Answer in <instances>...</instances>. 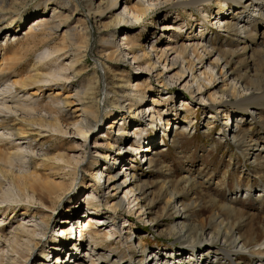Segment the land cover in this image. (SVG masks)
<instances>
[{
	"label": "bare ground",
	"instance_id": "1",
	"mask_svg": "<svg viewBox=\"0 0 264 264\" xmlns=\"http://www.w3.org/2000/svg\"><path fill=\"white\" fill-rule=\"evenodd\" d=\"M26 1L27 0H0V35L1 32L4 30H7L8 32L10 30L14 31L13 29L15 28L13 26L16 22L22 25L25 23L28 15H26L25 13H20L19 6H21ZM52 1L53 0L38 1L37 5L35 6L37 7L35 9V12L40 16L36 17L32 22H28L29 24H27V26L25 27L28 29L27 32L24 34L26 40L22 43V49L13 50L12 55L9 56V58H5V55L2 56V59L0 60L1 97L6 95L7 93L10 94L12 90H15V92H23L24 89L28 88L33 84L46 83L49 81L47 77L51 78V81L56 83L54 85L57 86H59L60 83H62L63 85H66L67 83L70 85L72 82H74V78L77 75V73L75 72V67L79 65L82 58L86 56V52L91 46L90 41L92 38V34L91 32H87L86 28L85 32H83L82 34L73 33V31H66L64 33L63 39L55 45L53 53L50 54H55V58L50 60L48 64H53V62L61 60L64 54L66 56H70V62L68 66L62 65L63 68H61L60 66L61 70L59 72L53 71L52 73H48L46 75L41 74L42 76H40V74L38 73V68H36L34 69V72L36 73L33 74L34 76L28 75L27 78H23L22 74H20L19 79L13 80L11 83H8V79L3 80V78H6L8 76L7 73L17 71L22 68L20 60L17 59L18 56H21V54L27 56L30 51L37 48L39 45L47 44V40L53 39V37L55 39L57 32L59 31L63 23L69 21L72 17V14L78 12L77 3L75 2V0H65L67 4H71L70 13H63L62 15L58 12L57 7H52ZM84 1L86 3V9L89 12L88 16H91L90 12H93V19L96 18V13H99L100 16L103 15V12L100 10V6L96 7L94 5L93 0ZM103 1L109 3L111 9H116L117 4L119 2V0ZM153 1L156 0H136L132 4V6L128 8L125 4L123 11L119 14H115L114 20L111 22L112 26L111 32L109 33V37L103 40L101 45L105 53L104 56L106 57V60L117 64L124 62V52L128 51L127 55H131L130 57L133 60V63L137 65V69L139 68V75L143 73L150 75L152 73L154 74V72L157 70L159 71V74H157L156 77L159 80V87L164 88V90L170 85V82H175V80H168L165 78L166 74L164 73L169 70V68H171L172 70L179 69L177 76L180 75V73L185 75L188 72L191 78L190 82H194L197 85L195 91L196 93L201 92L202 90H207L208 85L212 81V78L210 80L203 79L202 81H200L201 75H196V71L193 72L196 69L195 62H198L200 64L199 61H201L200 58L194 56L197 50V46L192 47V55H189L190 49L185 44L183 46H180L179 48H170L168 51L173 52L171 55H168V51L166 52V50L163 51L162 49L157 52L154 50L153 46L151 47L150 52L148 50L143 49L142 51H140V54L139 45H137L134 41H131L129 39V36H126V34H124V43L120 44V42H114L116 29L119 27L118 24H120L122 21L125 22V24L134 27L136 23L142 20V18L152 14V17L150 19L153 23V30L160 29V27L157 26V13H154V11L152 10L153 8L157 7V4H151L153 3ZM197 6H200L202 16L203 18H205L204 20L200 21L201 24L204 25L210 22L209 20H207V18L212 17V7H217L216 15H218L220 18L219 21H217L214 25L218 28L219 26L222 27L219 28V32L225 31L226 33H223L227 38H222L219 33L209 30V32L207 33L208 37L206 36L204 38L203 47L210 49L208 50V53H206L207 55L216 54L219 50L225 51L224 48H228V51H225L229 55L228 60H225L221 53L217 54L216 60L222 62V69H224L228 66V64L233 62L235 57L242 56V60H245L246 58L251 59L252 54L256 51V49H258L259 52L255 53V56L264 65V0H178L177 3L170 4V6H164L159 10H168L167 8H180L194 11L196 10ZM129 17H133L134 21L132 22L130 20H126ZM189 25L190 31H192L194 25ZM108 27L109 25L99 26V30L101 29L105 31L106 29H108ZM102 34L104 33L102 32ZM153 35L154 34H152V36ZM39 36L42 38L39 39ZM221 40H223L222 42H224L225 46L222 45L223 43H221ZM238 40H241L242 42H238ZM79 44H82L83 47H77V49H75L74 47L80 46ZM214 45L217 47L216 49L213 47ZM233 45H235L234 49H232ZM10 47L11 45L7 46L5 44L3 49L5 51L10 50ZM80 48L81 50L83 49L82 52L78 51V49ZM152 52L155 53V57L157 58L155 62L154 59H152ZM173 54L177 55V57L174 61L171 60L170 63L169 57ZM247 54H249L248 57L246 56ZM163 62L166 64L162 66ZM179 63H181V66H178ZM158 65L161 66V70ZM216 67L217 66L213 67V69ZM251 67L252 66L250 64L246 63L244 67L246 70L245 72L251 69ZM70 71H72V73ZM67 72H70L71 74L69 76H64L63 73ZM121 72L122 73L117 74V84H114V86H111L105 92V95L107 97H109L111 94L112 101L111 104H109V108H112L115 111L118 110L119 113L117 116L110 119L109 123L106 124L107 131L105 130V133L103 131L97 134H102L101 136H98L97 139H102L104 136V139L102 141H104L105 144L102 145H104L107 150H114L116 146L111 141H109L110 133L114 132V129L119 126L120 128L118 127L117 130L118 133L115 135H117V137L126 136L124 137L125 139L129 136L131 141L134 140L135 145L132 144L133 147H130L129 150L124 152H122L124 148L122 149L120 147H117L115 149L116 152L113 155H110L108 152H105L98 156H90V182L88 183L87 187L85 186V188H83L84 190H86V192L81 196L80 199H78V201H80L85 196V199H83V203H81V210L84 205L87 209L84 213L85 216L80 212L79 207L75 208L78 203L69 207L72 210L66 208V215L63 219H60L58 223L64 224L65 226L60 227L58 230H56V232L62 233V237L59 238V240H57L55 243L54 240H52V242L47 247V249L51 251L46 252L44 250L40 253V255L42 256L43 263L37 260L35 264H50L49 259L51 254L53 257H56V264L72 263L67 253H72L73 250L77 252L79 251L80 247H82L80 246V244L82 243V239L78 240V243L76 240V236L72 239V235L75 231L74 225L78 226L80 224L81 218L83 217L85 218V220L83 223L81 222V232L79 239L82 237H88V240L85 241L88 249L93 251L95 250V246L98 247L99 245L105 248H110L113 246L112 244L114 241H120L119 238L121 236H116L118 230H120V228H118V220H120L121 214L118 215V212L127 210L128 213H132L134 211V208H136V210H140L145 213L146 205L143 203L144 201L146 202V198L144 196V193H141V190L142 187L146 186V184L142 180V177L132 173L131 170L129 171V173H126V169V171H124V175L122 174L121 177H119L118 173L114 174L112 169L119 162L121 163L120 160H125V158L119 157H122L130 152L132 154H130L129 156H133L139 153L144 154V157L146 158L145 167L151 168L154 157L165 151L164 148L161 150H156L155 148L160 145V142L155 137L157 136L158 132L167 130V132L165 133L162 132L160 139H165V137H167L169 142L173 143L178 134H182L187 131V126H181L180 121H178L179 119H176L177 121L175 120L174 123L168 121L167 119L169 117L167 116V111L165 112L167 115H158L159 110H157L156 107H158L157 105L159 104L160 97L163 100L168 99L170 96L169 93L166 95L158 93L155 96H152L149 102L151 105L149 104V106L147 107V111L145 112L144 109H142V104L145 101V90L142 88L145 85L143 77L136 78L135 81L129 82L130 80L124 78L127 74L126 71L123 70ZM262 72L264 75V69ZM219 76L223 77L221 71L219 72ZM96 79V74L94 72L92 80ZM229 81L230 84L229 87H227L228 89H223L219 92L220 97L222 98L221 100H219L218 108H215L212 105L209 107L210 109L215 110L216 113H218L219 110H222L223 114H225L223 115L225 116L224 120L226 122V124L224 125L225 127L229 128L225 131L228 132V137H230L231 135V142H234L237 139V135L235 132L236 128L239 126L240 123H243L244 116L250 117L251 120H254L255 122L260 119V116H257L259 114H257L254 110L259 107H264V87H261L259 82V85L250 86L246 83L241 82L240 79L236 78L229 79ZM237 85H239V87L241 88L242 95L239 97H234V94L238 93L236 88ZM146 86L149 90L151 89L149 88L150 86ZM69 89L74 94L72 96H66L63 99L57 98L61 95L60 89H57V92L53 97L49 96L51 101L49 104V108L44 109L42 111L41 109L36 107L38 106V104L34 103L22 107L21 110L23 111L24 115L23 117H21V126L16 125V118L13 116L14 112L2 103H0V133L6 134L11 137L9 143H13L12 148H16L18 156L21 157L18 163L13 164L10 160V156L8 155V153H6L5 149L2 147V145H0V175L5 180H8L10 182V186L12 183V186L17 189L20 196L28 199L30 198V202H38L41 206L50 211L49 214L42 208L32 211L30 206L25 205L24 207H19V205L10 207L8 204L3 205L6 204V201H1L0 227H2L1 223L7 224L6 220L8 219V217H11L12 215V217H16L17 214L23 217V223H26L27 221V223H31V225L29 226L34 227L32 230L27 232L24 230L25 227L23 224V227L19 225L14 228L12 232L9 233H6L3 228H0V238H2L3 241L8 244V247L10 246L11 249L20 245L19 243L21 241V237H23L22 234L28 235L27 237L29 241L25 245L26 250H21V246L19 252L15 251V253L18 255L17 258L20 260L19 262H21V264H26L27 258L31 251H33L37 247L42 246V237L40 238V236L45 235L46 229L43 227V229L40 228V230H37V228L40 226L36 224V216L44 218V224H46V226L48 224V221L57 220L56 217H54L55 219H52V215L53 213H56V209H58L59 203L69 195L71 191V186H73L72 183L56 182L52 179V176L47 175L46 171H52L56 169L55 163L61 162L66 165L65 168L67 169L69 168V166L72 165V162L78 165L81 162V158H83V156L77 159L74 158V156L70 157L67 154H52L51 152L53 151L56 144L52 145L53 149L51 151H45L43 153L41 152V154H37L36 152H34L36 144L32 147L31 143L34 142V139L32 138L31 133L27 129H32L36 126L40 129H47L48 132H52L57 135H67L72 133L71 135L78 138L77 143L79 142V144L75 148H73L77 149L79 147L84 148L88 144L90 146L92 140L91 137L96 135L95 131L100 128L99 119L101 118L102 113L99 107V101L97 102V100H95L94 98L96 90L95 87L89 84L88 87L84 90H79L77 89V87H70ZM201 93L199 94L201 95ZM24 94L28 101H33L32 98L35 96L33 93L27 94L25 92ZM166 96L168 98H166ZM184 96H186L185 98H188L192 101L194 100V91H189ZM223 97L231 99L229 101H226L223 99ZM200 98L202 100H206L202 98V96ZM214 98H217V96L214 95ZM120 100L123 101L120 102ZM125 102L126 104H123ZM191 106L192 103L190 105L188 103V100L185 99L184 101H181L178 107L182 112L184 111V114L186 115V113L189 112V109H192ZM231 106H233V108L237 110L241 115L235 116L233 117V119L230 117V115H226L228 113L226 112V109L230 108ZM70 107H75L73 113H78V115L76 116L78 119L72 121L71 123L67 122L68 120L66 119L65 115L67 111L66 109ZM134 111L136 112V114L132 115L131 113ZM42 113L48 116H41ZM34 114L37 116H35ZM129 118H131V120H135V122L138 121V123H141L143 119H146V122L148 124H137L134 127V131H131L132 133L130 135L128 134V132L125 131V128H123V126H125L126 120ZM211 118L212 117H210L209 119ZM156 121L158 123H156ZM259 123L264 126V120ZM142 127L148 130L153 129L155 133L152 131L151 133L155 135L154 138L157 141L153 140V138H149L148 135L141 137L142 135H139L137 131H142ZM177 131L179 132L176 133ZM43 132L46 131L44 130ZM58 141H60V139H58ZM131 141L129 143H131ZM147 141H149L148 144L145 143ZM16 142L21 143L15 144ZM46 143H48V141L43 140L38 145L42 147ZM96 143L99 148H102L101 144H98V142H95V146L93 148H97ZM143 144H146V146H141ZM25 145H27V147H23ZM56 146V148H60V146ZM150 146H153L154 148ZM254 151H258L259 153L264 152V145L262 144L259 147V150L255 149ZM37 157L38 159H41V161L35 160V158ZM145 158L142 161H144ZM100 160L105 162V165H103V171L101 170L102 168H97V164ZM163 168L166 169V167ZM74 170L73 176L75 177L76 175H78L79 169L75 167ZM41 171H43V173ZM105 171H109V173L106 175L104 174ZM259 178L264 181V175ZM170 181L163 183L162 188H165L166 191V204H168L171 210L175 211L176 216H174L173 225H171L170 227L171 232H164L169 236L171 234H174L175 240L178 243L186 242L187 247H189L190 251L193 252V259L188 258V261H186L185 258H182V254L178 255L179 253L175 254L174 257H172L173 255L170 254V251L159 259L157 253H147L146 249L143 248V240H140L138 238L136 245L135 243H131V246L125 247L124 253H128L129 260L131 263L220 264L221 262H223V260H225L226 262L228 261V264H264V212L262 211L264 203L263 182H260L253 187L255 190H257L258 194L253 195V199H251V201L255 205H257V207L259 208L258 210H249V212L245 208L242 210L234 205L233 202L235 201L237 196L242 197V194L244 193L245 199L248 196L250 197V194L253 190L252 187H246V189H244L242 193L240 186L236 184V190L234 191L233 195H231L229 198V201L233 200L232 203H218L214 199L210 198L208 199V202L210 200V203L207 207V213L205 215H202V218H200L201 216L194 212L196 208V202L195 200H193L194 198L191 197V194H193L192 190L197 188L199 185L198 181L194 177L189 176V174L183 171L180 174V178L174 179V185H172ZM206 182H208V180L203 181V183ZM101 185H107V188L111 189L112 196L114 197L110 201V206L106 207L107 209H109L110 212H107L105 214L100 213L102 209L100 208V203L102 204L103 197L102 189L104 188ZM175 188L178 190H176ZM175 192H182L183 196H179L178 194H175ZM121 193H123V196L119 197ZM7 198V195L4 194L2 199ZM94 200H98L97 203L99 204H94ZM106 205H108V203ZM101 206L104 207V204ZM223 214H226L228 218H222ZM103 215H105L104 218H102ZM191 215H194V217L196 218L194 219V221H198L201 223H193V220H191ZM98 216H101V219H99ZM239 220L242 221L241 228L234 226L236 221ZM124 221L128 222L127 220ZM147 222L151 223L153 222V220L148 219ZM204 225L208 227L205 228ZM126 226V229L123 228L121 230H126V233H129L128 227L130 225H125L124 222L123 227ZM102 228H104V231L106 229L108 230L106 232H103L102 235H100V230ZM110 228L113 229L111 230ZM53 233H55L54 229ZM58 235L59 234L56 233L57 237ZM122 244L126 245V243ZM219 244L224 247H221V249H219L217 246ZM70 245L73 246L72 250H68ZM231 248H235V251L232 252ZM3 250L4 248L0 249V252H4ZM7 252L10 251L7 250L6 253ZM12 252L13 251L11 250V253ZM245 252H247V255L250 259L246 260L242 258V255H244ZM136 253L139 254L137 256L139 257V259L137 257L135 258ZM95 255L97 257V261L103 260L105 264L120 263L118 262L120 260L119 257H117V259L113 261L114 258L105 254ZM12 259L13 257L8 258V256H6L5 264H12ZM0 264H3V262H1Z\"/></svg>",
	"mask_w": 264,
	"mask_h": 264
},
{
	"label": "rangeland",
	"instance_id": "2",
	"mask_svg": "<svg viewBox=\"0 0 264 264\" xmlns=\"http://www.w3.org/2000/svg\"><path fill=\"white\" fill-rule=\"evenodd\" d=\"M39 0H27L25 3H23L21 6H19L20 13H25L28 15L27 20L25 23L19 24L18 22L15 23L13 26L15 29L14 31L10 30L9 32L7 30H4L1 32L0 35V60L2 59V56L5 58H9V56L12 55V51L15 49H22V43L25 42L26 38L24 34L27 32L28 28H25L28 22H32L36 17L40 16L36 14V8ZM136 0H119L116 9H111L110 4L103 0H93L94 5L100 6V10L103 12L102 16L99 15V13H96L95 19L92 18L93 12H90L91 16H88L89 12L86 9V3L84 0H75L77 3L78 12L72 14V17L69 21L63 23V25L60 27L59 31L57 32V35L54 39L47 40V44H41L37 48L33 49L28 53L27 56H24L21 54V56H18L17 59L20 60V64L22 65V68H20L17 71L9 72L7 73V77L3 78V80L8 79V83H11L13 80L19 79V75L22 74L23 78H27V76H34L33 74H36L34 72V69L38 68V73L40 76L43 74L52 73L53 71L59 72L61 70L62 65L68 66L70 62V56H66L65 54L61 58V60L53 62V64H48L50 60L55 58V54L50 55L53 53L54 47L57 43H59L63 37L64 33L66 31H73V33L76 34H82L85 32V28L87 29V32H91L92 38H91V46L89 50L86 52V56L82 58L79 65L75 67V72L77 73L76 77L74 78V82H72L70 85L66 83V85H63L60 83L59 86L54 85L53 81H51V78L47 77L49 80L46 83H38L33 84L29 86L28 88L24 89L23 92H15V90H12V94H6L3 97L0 96V100L3 105L11 109L14 113L13 116L16 118V125L21 126L22 120L21 117H23L24 113L21 110L22 107L30 105L31 103L38 104L36 106L37 108L44 110L49 108L50 104V98L49 96L53 97L57 89H60L61 95L57 98H65L66 96H72L74 93L70 91V87H77L79 90H84L88 87V85H92L95 87V100L97 102L99 101V107L101 109V118L99 119V125L100 128H98L95 133L96 135L91 137V143L85 146L84 148H75L79 142L77 143V139L75 136L71 134L67 135H61V134H55L48 132L47 129H40L39 127H34L32 129L28 128L27 130L31 133L32 138L34 139V142L31 143L32 147L35 146L34 152L37 154H41V152L45 151H51L52 145L56 144L60 146V148H56L55 145L52 154H67L68 156H74V158L79 159L81 158V162L76 165L74 162H72V165L69 166V168H65L64 163H55L56 169L52 171H46L48 176H52V179L56 182H65V183H72L71 191L67 197H65L64 200H62L59 203L58 209H56V213H53L52 219L56 217L57 220H50L48 221V224H44L45 219L39 216H36V224H38L40 227L37 228V230H40V228L45 230V235L40 236L42 237V246L37 247L33 251L29 253V256L27 258L26 264H35V262L42 261V256L40 253L42 251L50 252L51 250L47 249L49 244L54 240V243L59 240V238L62 237V233L56 232L60 227L65 226L64 224H58L60 219H63L65 214V209L77 204L75 208H80V212L84 214L86 212V206L81 210V203H83V199H85V196L82 198V200L78 201V199L81 198V196L86 192L83 188L85 186L87 187L88 183L90 182V156H98L102 153L108 152L110 155L114 154L116 151L115 149L117 147L124 148L122 152L127 151L132 148L133 145H135L134 140L131 141L129 136L125 139L126 136H118L115 135L118 133V127L117 126L114 129V132L110 133L109 141H111L116 147L114 150H107V148L104 147L105 144L104 136L102 139H97L98 133L107 131V123H109L110 119L114 118L118 115L119 111L114 110L112 108H109V104H111V94L109 97L105 95V92L111 87L114 86V84H117V74L122 73L121 71L125 70L126 75L125 79L130 80L129 82H133L136 80V78L143 77V80L145 81V85L142 87L145 90L144 94V103L142 104V109L144 111H147V107L149 106L150 98L152 96H155L156 94H170L169 98L166 96V98L163 100L160 97L159 104L157 110H159L158 115L166 114L168 113V121L171 123L175 122L176 119H179L181 126L186 125L187 131L185 133H180L177 135L175 140L172 142L165 141L162 144V141L164 139H160L162 132L165 131H157L158 134L155 136L152 132L155 133L153 129H144L142 127V131H137L139 135L149 136L151 138V134L156 137V139L160 142V145L158 147H155L157 149H163L164 152L160 153L156 157H154L152 161L151 168H143L139 169V167L135 164L136 170L133 171L134 174L142 177V180L145 182L146 186L142 187L141 193H144V196L146 198V202L144 201L143 204L146 205L145 207V213L140 210H136L134 208V211L132 213H128L126 211H119L118 215L121 214L120 220H118V233L116 236H121L119 239L120 241H114L113 246L110 248H105L101 245L98 247L95 246V250H90L87 248L85 241L88 240V237H82L79 239L80 232H81V222L83 223L85 218H81L80 224L74 225L75 231L72 235V239L76 236V240L82 239V243L80 244L79 251L75 252L74 250L72 253H67L70 261H72L73 264H105L103 260H96L95 254H105L107 256H110L113 259H117V257L120 258L118 262L119 264H133L129 260L128 253L125 252V247L131 246V243H137V239L143 240V248L146 249L147 253L154 252L157 253L158 258L160 259L165 254L171 252L170 254L174 257L175 254L179 253L178 255L182 254V258H185L186 261H188V258L193 259L192 254L193 252L190 251L189 247H187L186 242H180L178 243L175 240L174 234H171L170 236L166 234V232H171L170 227L173 225L174 216H176L175 211L171 210L167 203V195L165 188H162V184L166 183L168 181L171 182L172 185L175 184L174 179L180 178L181 172H186L189 174V176L194 177L199 185L197 188L192 190L191 197H193L196 202V208L195 213H197L200 218H202V215H205L207 212V207L209 206L210 200L208 202V199H214L216 202L223 204L225 203H232L233 200L229 201V198L231 195H233L234 191L236 190V184L240 186L241 192L243 193V190L246 189V187H254L260 182H263L259 177H262L264 175V152L259 153L258 151H254L255 149L259 150V147L263 144L264 145V126H262L259 122L264 120V107H259L255 109L257 116H260V119L256 122L251 120L250 117L244 116L243 123H240L239 126L236 128V135L237 139L234 142H231L230 137H228V132L225 131L228 130V127H225V114H223L222 110H219L218 113H216L215 110L210 109L209 106H214L215 108H218L219 100H221L222 97H220V91L223 89H228L230 81L229 79L236 78L240 79L241 82L246 83L250 86L252 85H259L260 83L261 87H264V75H263V63L260 62V60L255 56V53H258L259 50L256 49V51L252 54V58L242 60V56L235 57L233 62L228 64L227 67L222 69L223 65L221 61H217V54L221 53V55L225 58V60L229 59V55L225 52L228 51V48H224V50H219L216 54H206L208 53V48H204V38L208 37L209 30L213 32L219 33L222 38L225 37L223 32H219V28H222L219 26L216 27L214 24L219 21V16L216 15V9L217 7H212V17L207 18L210 22L206 25L201 24L200 21L204 20L202 16V12L200 10V6L196 7V10H186V9H169L168 10H159L164 6H170V4H175L178 2V0H156L153 1L151 4H157L155 8L152 10L156 14V19H158L157 26L160 27V29L153 30L152 28V20L150 19L152 17V14L142 18L134 27L125 24V22H121L119 27L116 29V34L114 36V42H120L124 43V34L126 36H129V39L131 41H134L137 45H139V53L143 49L151 51V47L153 46L154 50L159 52L160 49L163 51L166 50V52L174 47L179 48L180 46H183L184 44L190 49L189 55H192V47L197 46V50L194 54V56H197V58H200L201 61L200 64L195 62L196 69L193 71L196 75L200 76V81L203 79L210 80L212 78V81L208 85L207 90H202L201 92L196 93V83L190 82V74L187 72L185 75L181 74L177 76L179 69L172 70L169 68L164 74L165 78L168 80H175V82H170V85L164 90V88L159 87V80L157 79L156 75L159 74V71H155L154 74H140L137 69V65L133 63V60L131 59V55H127L128 51L124 52V62L121 63H112L109 60H106V57L104 56L105 53L101 47L103 40L107 39L109 37V33L111 32V26L112 21L114 20L115 14H119L123 11V8L125 4L129 8L132 6V4ZM36 3V4H35ZM70 5L65 2V0H53L52 1V7H57L58 12L62 15L63 13H70ZM152 11V12H153ZM151 12V13H152ZM192 12V13H191ZM126 20L134 21L133 17H129ZM189 24L194 25L193 30L190 31ZM199 24V25H196ZM108 26V29L105 31L99 30V26ZM205 26V27H204ZM201 27V28H200ZM164 28V29H161ZM205 29V30H203ZM223 30V29H222ZM38 31V30H37ZM144 31V32H143ZM203 31V32H201ZM102 32L104 34H102ZM191 32V33H190ZM152 34H154L152 36ZM40 37V36H39ZM189 37V39H188ZM10 38V39H9ZM40 37L39 39H41ZM222 45L225 46L224 42ZM238 42H242L241 40H238ZM5 44L7 46H10V50H4ZM242 44V43H240ZM4 45V46H3ZM80 46H75L74 48L77 49V47H83L82 44H79ZM216 45V44H215ZM213 46L215 49L216 46ZM21 46V47H20ZM20 47V48H19ZM240 47V46H239ZM235 48V45L232 46V49ZM83 50V49H82ZM81 48L78 49V51L82 52ZM9 51V52H8ZM8 52V53H7ZM173 52L168 51V55H171ZM141 54V53H140ZM152 54V59H154V62L157 60L155 57V53ZM247 57L249 54L246 55ZM169 57V56H168ZM177 55H172L169 57V62L171 63V60L174 61ZM193 57V56H192ZM259 57V56H258ZM199 59V60H200ZM181 62V61H180ZM248 63L252 67L247 72H245V64ZM1 64V63H0ZM166 63H162V66ZM185 65V64H183ZM61 66V68H60ZM159 66V65H158ZM178 66H181V63H179ZM217 66L213 69V67ZM108 67V68H107ZM161 70V66H159ZM175 68V67H174ZM171 69V70H170ZM212 69V70H211ZM121 70V71H119ZM222 72L223 77L219 76V72ZM72 73V71H70ZM63 73L64 76H69L71 73ZM96 74V80H92L93 73ZM161 73V72H160ZM42 74V75H41ZM226 74V76H225ZM5 77V76H4ZM67 82V81H64ZM173 83V84H172ZM136 84V83H132ZM150 86V90L146 86ZM193 88V89H192ZM238 93L234 94V97H239L242 95V90L239 87V85L236 86ZM148 90V91H147ZM28 91V92H27ZM189 91H194V100H190L188 98H185V94H187ZM31 94L33 93L35 96L32 98L33 101H28L25 94ZM201 93V95L199 94ZM199 94V95H197ZM24 95V96H23ZM214 95L217 96V98H214ZM206 99L202 100L200 97ZM6 97V98H5ZM185 99L188 100V103L191 105L192 103V109H189V112L184 114L185 112L181 111L179 109V105L181 101H184ZM224 100L229 101L231 98L223 97ZM71 100V99H69ZM123 100H120V102ZM233 102V101H232ZM123 104H126L123 103ZM151 105V104H150ZM145 106V107H144ZM108 107V108H107ZM75 107L66 109V119L67 122H72L74 120H77L76 117L78 113H73ZM69 110V111H68ZM109 110V111H108ZM221 111V113H220ZM110 112V113H109ZM226 112H228L226 115H230V117L233 119L235 116L241 115L237 110L231 106L230 108L226 109ZM136 114V112L131 113ZM157 114V113H156ZM35 115V114H34ZM37 116V115H35ZM41 116L47 117L48 115H44L42 113ZM157 116V115H156ZM212 117L211 119H209ZM148 118V117H146ZM141 121V120H140ZM177 121V120H176ZM134 122V123H133ZM142 124H148L146 122V119H143L141 121ZM135 122V120H131V118L126 120L125 131L128 132V134L131 135V133L134 131V127L137 124H140ZM156 123H158L156 121ZM177 123V122H176ZM155 124V121H154ZM160 126V125H159ZM158 126V127H159ZM175 127V125H174ZM178 127V126H177ZM70 128V127H68ZM72 128V127H71ZM120 128V127H119ZM122 128V129H123ZM104 129V130H103ZM46 132H43V131ZM106 130V131H105ZM68 131V130H67ZM113 131V130H112ZM132 131V132H131ZM174 131V130H173ZM72 132V131H71ZM177 131L176 133H178ZM55 134V135H54ZM60 136V137H59ZM60 141H58V139ZM56 139V140H55ZM252 139V140H251ZM2 140V141H1ZM11 140V137L6 134L0 133V145L5 149V152L8 153L10 156V160L13 164L18 163L19 159H21L20 156L17 154L16 148H12L13 143H9ZM43 140L48 141V143L44 144L42 147H40L38 144L42 142ZM151 140V139H150ZM156 140V141H157ZM131 141V143H129ZM95 142H98V144H101L102 148H93L95 146ZM21 142H16L15 144H19ZM149 141H147V144ZM133 144V145H132ZM143 147L146 146V144L141 145ZM27 147V145L23 146ZM154 148L153 146H150ZM50 148V149H49ZM93 148V149H91ZM68 149V150H67ZM72 150V151H71ZM40 151V152H39ZM59 152V153H56ZM97 152V153H96ZM258 154V155H257ZM127 155V154H125ZM19 158H18V157ZM120 156V155H119ZM142 154L139 155L138 160H141ZM251 157V158H250ZM43 158V157H42ZM119 158H123L119 157ZM153 158V157H152ZM17 159V160H16ZM35 160L41 161V159L35 158ZM126 160V158H125ZM255 160V161H254ZM121 165L119 170V177L121 175H124L123 171L125 170V162L123 159L120 160ZM31 165V164H29ZM64 165V166H63ZM98 169L102 168L103 171V165H105V162L100 160L98 162ZM109 166V165H108ZM137 166V167H136ZM77 167L79 169L78 175L75 177L74 175V168ZM107 167V166H106ZM110 167V166H109ZM163 167H166L163 168ZM60 169V170H59ZM63 169V170H62ZM42 170V169H41ZM65 170V171H64ZM75 171V170H74ZM43 173V171H41ZM121 172V173H120ZM190 172V173H189ZM45 173V174H46ZM109 171H105L104 174H108ZM75 179V180H74ZM124 180V179H123ZM207 181L206 183H203V181ZM107 181V178H106ZM74 183V184H73ZM106 183V182H105ZM212 183V184H211ZM240 183V184H239ZM0 203L1 201H6V204L3 205H9L10 207L14 206H30L31 210L35 211L38 209H43L44 211H47L49 214V210L41 206L38 202H30V198H24L20 196L17 189H15L14 186H10V182L8 180H5L0 175ZM82 184V186H81ZM102 189V204L100 203L101 211L100 213L105 214L107 212H110L109 209L106 207L110 206V201L112 198V192L111 189L107 188V185L103 186ZM177 187V186H176ZM180 188V186H179ZM81 191H80V190ZM176 189V188H175ZM178 190V189H176ZM175 190V191H176ZM78 191V192H77ZM6 192V193H5ZM231 192V193H230ZM4 194L7 195V199H2ZM179 196H183L182 192L177 193ZM258 194L257 190L253 188L252 193L250 194V197L244 199V193L242 194V197L237 196L235 201L233 202L234 205L239 209H246L249 210H258L259 208L257 205H255L251 199H253V195ZM123 193L119 195V197H122ZM210 196V197H209ZM2 197V198H1ZM235 197V196H232ZM6 198V197H5ZM24 198V199H22ZM27 199V200H26ZM9 200V201H7ZM22 200V201H21ZM30 203H29V202ZM98 200H94V204L97 203ZM208 202V203H207ZM5 203V202H4ZM108 203V205H106ZM147 203V204H146ZM198 203V204H197ZM236 203V204H235ZM244 203V204H243ZM80 204V205H79ZM104 204V207L101 206ZM203 204V206H202ZM21 207V208H23ZM104 208V209H103ZM72 210V209H70ZM76 210V209H75ZM202 210V211H201ZM79 211V210H78ZM262 211L264 212V203L262 207ZM250 212V211H249ZM110 214V213H108ZM13 216V215H12ZM8 217L6 220L7 224L1 223L0 228H3L6 233L12 232L14 228L17 226L25 227V231H30L34 227L29 226L31 223H23L22 216L17 214L16 217ZM85 216V214H84ZM105 215H103L102 218H104ZM147 217V218H146ZM2 218V217H1ZM99 219H101V216H98ZM107 218V216H106ZM116 218V217H113ZM222 218L227 219L228 216L226 214L222 215ZM55 219V218H54ZM153 220V222L149 223L147 220ZM196 219L194 215H191V220H193V223H196L198 221H194ZM88 220V219H87ZM86 220V221H87ZM127 220L128 222L124 221ZM204 221V220H203ZM117 222V221H116ZM125 222V225H130L128 227L129 233H126V227H123ZM201 223V222H198ZM27 224V225H26ZM208 224V223H207ZM242 221H236L235 227L241 228ZM240 225V226H239ZM57 226V227H56ZM83 226V224H82ZM31 227V228H30ZM205 228L208 226L204 225ZM239 228V229H240ZM53 229L55 233H53ZM102 228L100 230V235H102L103 232H106ZM111 230L113 228H110ZM103 230V231H102ZM115 231V229H114ZM163 231V232H162ZM117 232V231H116ZM56 233H58V237L56 236ZM23 237H21L20 245L17 247L11 249L10 246L8 247V244L3 241L2 238H0V249L4 248V252H0V263L3 262L5 264L6 256L8 258H12L11 263L12 264H21L19 262L20 260L17 258V254L15 251L19 252L20 248L21 250H26V243H28V235L22 234ZM39 238V237H38ZM130 238V239H129ZM136 239V240H135ZM76 242V244H77ZM79 243V242H78ZM122 243H126V245H123ZM53 245V244H51ZM20 246V247H19ZM31 246V245H30ZM29 246V247H30ZM219 249L224 246L217 245ZM72 250L73 246L70 245L68 250ZM10 251L7 252L6 251ZM11 250L13 251L11 253ZM231 251L234 252L235 248H231ZM164 253V254H163ZM7 254V255H6ZM159 254V255H158ZM139 254H135V258ZM195 255V253H194ZM52 254L50 255V264H56V257L54 256L52 258ZM139 259V257H137ZM167 258V257H166ZM187 258V259H186ZM243 259H250L247 255V252H245L244 255H242ZM68 260V258H67ZM18 261V262H17ZM24 261V260H23ZM221 262L220 264H228V261ZM70 263V264H72ZM58 264V263H57ZM230 264V263H229ZM258 264V263H256Z\"/></svg>",
	"mask_w": 264,
	"mask_h": 264
}]
</instances>
